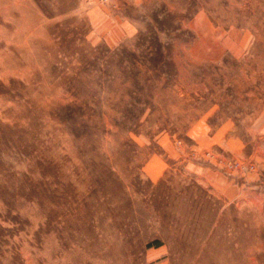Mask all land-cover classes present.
<instances>
[{"label":"rangeland","instance_id":"1","mask_svg":"<svg viewBox=\"0 0 264 264\" xmlns=\"http://www.w3.org/2000/svg\"><path fill=\"white\" fill-rule=\"evenodd\" d=\"M0 264H264V0H0Z\"/></svg>","mask_w":264,"mask_h":264}]
</instances>
